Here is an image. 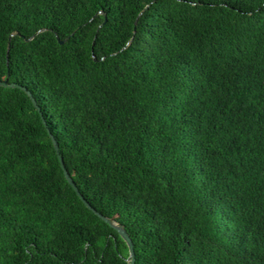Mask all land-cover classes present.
I'll return each instance as SVG.
<instances>
[{
  "label": "trees",
  "instance_id": "1",
  "mask_svg": "<svg viewBox=\"0 0 264 264\" xmlns=\"http://www.w3.org/2000/svg\"><path fill=\"white\" fill-rule=\"evenodd\" d=\"M0 80L134 264H264V0H0ZM128 257L0 86V264Z\"/></svg>",
  "mask_w": 264,
  "mask_h": 264
},
{
  "label": "water",
  "instance_id": "2",
  "mask_svg": "<svg viewBox=\"0 0 264 264\" xmlns=\"http://www.w3.org/2000/svg\"><path fill=\"white\" fill-rule=\"evenodd\" d=\"M46 29H42L40 31H38L34 36H32L29 39H26L27 41L32 40L36 35H38L41 32H44ZM11 36H19V33H14ZM56 38L58 40V42L60 44H63L64 41L59 39V36L56 35ZM133 39L130 40V42L128 44H130L132 42ZM8 53H9V48H8ZM0 86L1 87H5V88H18L23 90L31 99L34 107L36 108L37 112L39 113L43 125L46 128L47 132L49 133V136L52 140L54 149L56 151V154L58 156L61 168L64 172V176L68 182V184L73 188V190L75 191V193L77 194V196L80 198V200L84 203V205L91 211L93 212L96 216H98L101 220H103L105 223H107L111 228H113L118 234L119 236L124 240V242L127 244L128 249H129V257L126 260L128 262V264H134L136 261V256H135V250H134V244L133 241L131 239V237L129 236L128 232L126 231V229L124 228V226L122 224H120L119 222H114L112 220H110L109 218L105 217L104 215H102L101 213H99L96 209H94L89 203L88 201L84 198V196L82 195V193L80 192L78 186L76 185L74 179L72 178V176L70 175V173L68 172V170L66 169L65 163H64V159L60 153V148L59 145L55 139V137L53 136V134L50 132L47 122L43 116L42 110L40 108V106L38 105L36 99L33 97V95L31 94V92H29L25 87H22L18 84L15 83H9L8 80L2 81L0 80Z\"/></svg>",
  "mask_w": 264,
  "mask_h": 264
}]
</instances>
